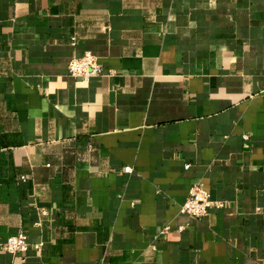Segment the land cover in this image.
I'll return each instance as SVG.
<instances>
[{"label":"crops","instance_id":"0c3cea01","mask_svg":"<svg viewBox=\"0 0 264 264\" xmlns=\"http://www.w3.org/2000/svg\"><path fill=\"white\" fill-rule=\"evenodd\" d=\"M0 264H264V0H0Z\"/></svg>","mask_w":264,"mask_h":264},{"label":"built area","instance_id":"2783aa9c","mask_svg":"<svg viewBox=\"0 0 264 264\" xmlns=\"http://www.w3.org/2000/svg\"><path fill=\"white\" fill-rule=\"evenodd\" d=\"M103 66L98 61L96 55L91 51H86L82 55H74L68 63V71L71 75L77 77L88 78L93 75L103 73ZM213 199L210 197L209 190L203 182L194 183L189 191V195L182 205L181 210L196 217L205 216L209 208L214 205ZM28 235L24 231L10 235L2 248L12 253L26 252L29 249ZM36 248L40 244L35 245Z\"/></svg>","mask_w":264,"mask_h":264}]
</instances>
